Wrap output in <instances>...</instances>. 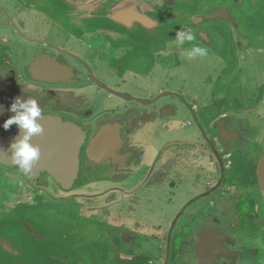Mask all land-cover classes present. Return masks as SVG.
<instances>
[{
  "label": "flooded vegetation",
  "instance_id": "1",
  "mask_svg": "<svg viewBox=\"0 0 264 264\" xmlns=\"http://www.w3.org/2000/svg\"><path fill=\"white\" fill-rule=\"evenodd\" d=\"M71 1L84 9L56 22L45 0H0V139L18 96L80 132L66 174L52 158L24 173L2 143L0 222L31 205L73 264H264V125L249 117L264 79L248 86L264 56L234 13L264 0ZM182 29L196 39L177 44Z\"/></svg>",
  "mask_w": 264,
  "mask_h": 264
},
{
  "label": "water",
  "instance_id": "2",
  "mask_svg": "<svg viewBox=\"0 0 264 264\" xmlns=\"http://www.w3.org/2000/svg\"><path fill=\"white\" fill-rule=\"evenodd\" d=\"M52 5L54 11L53 16L56 22L70 19L60 10H82L83 5L77 4L71 0H45ZM46 5V4H45ZM129 11L117 12L116 14L106 15L110 19L117 21L125 20ZM79 19H82L79 18ZM39 123L43 126V132L39 135H34L31 142L38 145L40 148V158L37 164L48 168V161L56 160V165L59 167L60 174H66L68 164L76 166V154L79 145V130L66 124H59L56 121H42ZM52 126V131H47V127ZM48 132V133H47ZM51 133V134H50ZM22 135L19 128L12 131L5 139H0V161L3 162L2 143H12L15 139H19ZM52 146V147H51ZM9 148V147H8ZM7 148V149H8ZM53 150L52 155L47 152ZM10 154L11 149H8ZM11 155H9V158ZM48 159V160H47ZM64 168V169H63ZM258 181L264 198V152L258 165ZM14 216H9L6 221L0 222V264H40L41 258L46 259L47 263L55 264V261L61 263L71 262L70 253H61L55 255L51 251H60L58 247V230L54 232L56 235L52 237V233L40 228L34 224L33 219L12 206ZM37 256V257H36ZM36 257V258H35Z\"/></svg>",
  "mask_w": 264,
  "mask_h": 264
},
{
  "label": "clouds",
  "instance_id": "3",
  "mask_svg": "<svg viewBox=\"0 0 264 264\" xmlns=\"http://www.w3.org/2000/svg\"><path fill=\"white\" fill-rule=\"evenodd\" d=\"M195 39V35L190 30L182 29L176 32L177 44L192 42ZM207 54V48L193 46L188 56L189 58H195ZM9 110L15 114L4 121L3 128L8 130L10 126L17 125L22 133L19 139H15L10 144V149H12L11 163L18 166L22 172L30 173L34 164L40 158V148L38 145L31 143V139L34 135L43 132V126L39 123V119L42 118L41 105L37 97L22 100L18 96L12 101Z\"/></svg>",
  "mask_w": 264,
  "mask_h": 264
},
{
  "label": "rangeland",
  "instance_id": "4",
  "mask_svg": "<svg viewBox=\"0 0 264 264\" xmlns=\"http://www.w3.org/2000/svg\"><path fill=\"white\" fill-rule=\"evenodd\" d=\"M242 12H244L245 14H242V13H238L236 10H234V13L237 15V17L243 22L242 26L246 28V24L248 22H252L253 24H256V26L254 27V31H251L254 33V41H253V45L255 48H257V50L259 52L256 53V55L258 54V56H260L261 54V60L263 61V56H264V4L260 3L258 6H253V7H249L247 5L246 2H244L242 4V8H241ZM246 15V16H241V15ZM247 22V23H245ZM248 31V30H247ZM250 31V30H249ZM250 55L251 56H255L254 52H250ZM237 56L235 57H230V59L232 58H236ZM251 59H254L253 57ZM189 62L192 63V60L188 59ZM181 63V62H179ZM184 67V66H183ZM187 69V68H186ZM181 71V69H179ZM188 70V69H187ZM261 74H259V70L257 69V71H255L254 68H250V70L248 71V76L251 77V81H250V77H248V80L250 81L249 83V87L250 86H253L254 85V88H256V81L254 80L255 76L256 78L259 77L260 79H264V62L262 63V67H261ZM182 71H183V68H182ZM169 72V71H168ZM259 75V76H258ZM238 91V90H236ZM239 92V91H238ZM238 92H234L233 93H230V97H235L236 93ZM241 95H243V100L248 102L249 98H250V95H249V90H246L245 92H240ZM261 108V112L258 114V113H250L249 114V117H250V120L253 121L256 117H258V121H259V124L260 125H264V102H262L261 104H258V106L255 107L256 111L258 112V110ZM242 117H248L246 115V113H241L240 114ZM15 206V205H14ZM243 209H247V207L244 205L242 206ZM12 208V207H11ZM17 209H19L20 211L24 212L25 214H27L28 216H30L33 221H34V224L39 226L40 228L52 233V237L55 236L56 234L54 232H56L57 230V227L56 226H53L52 224H49L39 218H37L36 216H32L31 215V205H19L17 207H15ZM14 209H9V211L6 213V215L4 216V218L1 220V221H6L8 219L9 216H14ZM61 217V216H59ZM59 220V218L57 219ZM87 229L85 230L86 232L84 233L85 234V237L82 238V239H88L89 237H91V234L96 230V227L92 226L91 227V224L89 223L88 226L87 224L84 225ZM91 227V228H90ZM97 231V230H96ZM91 232V233H90ZM59 242V241H57ZM150 243V242H149ZM58 247L59 249L61 248L60 251H51V253L55 254L58 256L61 255V253H66V252H69L68 250H63L62 249V246L60 245V243H58ZM149 250L147 249V251L145 252H148ZM155 250H154V253L153 252H148L147 255L149 254V256H146L147 258L154 255L155 254ZM37 257V256H36ZM35 257V258H36ZM59 257V256H58ZM146 260V259H145ZM40 261L44 262V263H40V264H49L45 261H47L46 259H43L41 258ZM142 261H144L142 259ZM146 262H143V264H145ZM55 264H73L72 262H68V263H61L60 261H55ZM168 264H177V262L175 261V259H173V256L171 254L170 256V260H169V263Z\"/></svg>",
  "mask_w": 264,
  "mask_h": 264
},
{
  "label": "crops",
  "instance_id": "5",
  "mask_svg": "<svg viewBox=\"0 0 264 264\" xmlns=\"http://www.w3.org/2000/svg\"><path fill=\"white\" fill-rule=\"evenodd\" d=\"M72 262V261H71Z\"/></svg>",
  "mask_w": 264,
  "mask_h": 264
}]
</instances>
